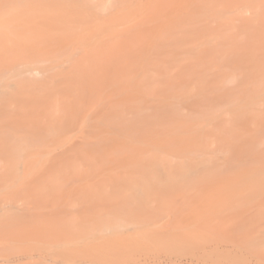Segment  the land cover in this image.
<instances>
[{"label":"rangeland","instance_id":"1","mask_svg":"<svg viewBox=\"0 0 264 264\" xmlns=\"http://www.w3.org/2000/svg\"><path fill=\"white\" fill-rule=\"evenodd\" d=\"M160 1L153 11L149 8L146 21L160 7L175 20L179 16L177 25L162 27L159 18L144 25L152 28L151 36L140 32L145 27L137 30L131 24L126 26L129 34L115 36L110 32L114 27L102 32L113 38V49L120 42L119 51L110 48L108 56L101 54L105 64L109 54V63L115 56L111 51L122 48L123 54L116 53L117 65H106L100 81H108L117 70L119 84L126 87H113L110 81L96 90L64 87L62 95L72 92L66 99L79 104L64 103L73 109L68 113L62 108L63 115L52 111L57 98L39 87L31 93L34 102L25 101L20 108L22 97L31 101L24 91L21 102L14 100L19 110L8 99L23 116L19 122L21 115H14L13 107L4 112L9 104L3 102L0 120L17 116L12 121L17 127L23 123L25 130L18 131L26 132L8 126L18 133L19 146L11 142L8 129L2 132L10 137L7 142L0 133V149L5 148L0 151V264H58L56 258L65 256L94 264L115 257L153 264L171 255L184 259L193 254L195 264H264V30L259 31L261 23L249 22V10L243 12L246 18L236 19L241 10L234 5L247 0H199L194 6L198 14L183 18L168 0ZM166 1L171 7H165ZM118 21L115 25L125 29ZM27 30V36L44 42L58 37L47 24ZM47 52L41 54L42 62L33 64L39 75L64 61L65 55L55 62ZM26 54L30 60L33 53ZM5 74L0 92L14 94L18 89L10 81L15 78ZM31 89L26 90L29 97ZM88 97L94 103L100 98L96 110L103 112L86 119L82 109L81 115L75 112L90 104ZM42 102L50 104V114L43 104L42 110H30ZM3 112L9 116L2 117ZM73 112L90 121L75 118ZM48 115H56L57 121ZM71 117L88 126L76 127ZM27 254L33 257L22 260Z\"/></svg>","mask_w":264,"mask_h":264},{"label":"bare ground","instance_id":"2","mask_svg":"<svg viewBox=\"0 0 264 264\" xmlns=\"http://www.w3.org/2000/svg\"><path fill=\"white\" fill-rule=\"evenodd\" d=\"M158 1H160V0H158ZM201 1L199 2V0H177V3H176V0H173V1L168 0V3L169 4L171 3L170 5H173L174 11L175 10L178 11L179 15L182 16V18H183V17H187L189 15H194L193 14L194 12L197 15L198 13L195 11L197 6L195 5V3L198 5L199 3H202L204 0L202 2ZM216 1L217 0H215V2ZM172 2H173V4H172ZM157 3H158L157 0H0V79L2 77H4L3 75L5 73H6L5 76H7L8 73H9V75H10V73H12L13 77L15 78V81L13 80V82H12V80H11L10 83H13V85L11 84L10 86H14V87H16V89H18L14 94L8 92L11 95L8 94V93H5V91L4 92H0V106H2L0 108L1 109L0 111L2 112V110H3L2 108L5 106L3 102L7 99V102H8L7 104H9L10 106L9 105L5 106L8 109L4 107V109H6V110H4V112H7V110L9 111V113H10L11 110H13V112H14L15 105L12 104L13 106H11L12 102L9 101L8 99H10V98H11L10 100L13 99L12 100L13 102H14L15 99L19 100L21 98L20 97L21 95L24 96L22 94V93H24V91H25V95L26 96L28 95V98H30L31 101H29L28 99L24 100L23 97H22L23 100L21 99V101H23V104L21 105V103H20V105H19V102H21L19 100V102L16 101L18 103L14 102L16 104V106L19 105V107L20 106L22 107L24 105L25 101H27L28 103L32 102V100H33L32 97H36V95L32 96L33 91L34 92L37 91L36 88H38V87H39L38 89L40 91L43 90L42 91L43 93H45L44 88H45V90H47L46 92H48L50 90L51 93L49 91L48 94H51L53 97L55 96L57 98V101L55 100L56 103H54L55 107H54V104H53V108H52L53 109L52 111L56 110V112H55L56 115H58L60 113L61 114L64 113V109H62V108L65 107L64 103H65V105L68 104V103L70 104V101H71V100L69 101V99H71L70 97H71L72 92H71V94H69L70 92L67 93V91L65 90L66 93H64V96L62 95L63 92L61 90H63L64 87H68V88L69 87L70 88L71 87H74V88L75 87H84L85 89L91 87L92 89L95 88L94 90H96V87H103L104 83H106L108 81H110L109 84H111V86H113V87H126L123 84H119V81H118L119 80V75L117 74L119 72H117V70H116V65L117 64L115 63L116 62L115 60L118 61V59H116L117 56L121 55V53L123 54V52H121L122 48H121L119 53L118 52L113 53L115 48L116 49L120 48V47H118V45H120V42L113 49L112 46H109L112 43V41L110 40L112 37L110 38L109 33L106 35V37H104L105 35L102 32L114 27V30L112 29V31H110V32H113L114 34L113 33L112 34L115 35V36H116V34H118V32H119V35L120 34L122 35L123 33L124 34L125 33L129 34L128 33L129 29H127L128 27H126V26H129L131 24L132 28L134 27V29L138 30L139 27H141V29H144V27H145L144 25H146V23H148V21L150 22V21H153V20H157L159 18H160V20H162V24H163L162 27H166V26H169L171 24L172 25H177L179 23V19H178L179 16L176 17V20L174 19L175 17L171 18L167 14L168 10L167 11H162V9H159L160 8V7H158L159 5L157 6L158 8L155 7V9L157 11L159 9L158 12H160V10H161V13H157V11L155 10L156 12H154V13H156V15L154 14V17L151 18L153 13L152 14L150 13L151 16H150L149 19H151V20L146 21L145 18L147 16V13H149L148 12L149 8H150V10H152V7L156 6ZM159 3H160V5H162L161 1ZM168 3L166 1L165 7H167L169 5ZM174 4H175V6H174ZM234 6L236 8L238 7L239 10H241V12L239 11L240 14L239 13L237 14L239 17H237V15H236V17H237L236 19H240L241 20L242 17L246 18V17H244L245 14L243 12H244V10L247 11V12L249 10L251 12L250 16L247 17L249 19V22H251L253 25H256V26H258L260 23L264 25V0H247L243 4L238 3V4H235ZM167 8H165V10ZM13 9H14V13L11 12V10H13ZM18 9H20V10H18ZM128 9H130V11H132V13H134L133 15L130 13L131 14L130 15V14H128V12H130V11L127 12V14L130 15L129 17L131 19H128L127 18L128 16L126 17L127 14L126 15L123 14L124 11L128 10ZM1 10L2 11L6 10L8 12L7 16H5L4 14H1L2 13ZM199 14H201V13L199 12ZM123 16H125V18ZM126 18L128 19V21L126 20ZM124 19L126 21H123ZM118 20L121 21V25L124 23L123 27L125 25V29L124 28L120 29L117 26L118 22H119ZM140 20H142V21H140ZM125 22L127 23V25H126ZM242 22H244V21L242 20ZM42 24H47L51 29H56L57 30L56 35L58 37L55 40L44 42V41H42V39H40V38H38L36 36H33V37L30 36V35L27 36L26 32L28 31L27 30L28 28H34V27L38 28ZM115 24H117V25H115ZM157 24H159V23H157ZM260 25H259L258 28L260 29L259 31L262 32L261 29L264 30V26L262 27V25L261 26ZM148 27L147 28L145 27L146 29L141 30L140 32L148 31L147 34L150 35L149 33L153 32V31H151L152 28H151V30H149L150 27H149V29H148ZM154 27H153V29L156 28V27L155 28ZM65 28H70L74 33H72L70 36H68L67 34H62L63 31L61 29H65ZM217 30H218V28H217ZM131 32H132V30H131ZM134 32H132V33H134ZM144 34L146 36H148L146 33H144ZM137 35H139V34H137ZM137 35H135V36H137ZM140 36H142V35L140 34ZM144 37L145 36H142L141 38H143V40H144ZM129 39H131V38H129ZM143 40H142V42H143ZM151 40H152V38H151ZM118 41H120V40H118ZM145 41L147 42V39H145ZM107 43H108V45H107ZM116 43H118V42L116 41ZM145 45H147V44H145ZM121 47H123V46H121ZM110 48L113 49L112 50L113 52L111 51V56L113 54H115V56H113L115 59L112 58L114 60L113 62H111L112 59H110V63H109V61H108L109 57H110V54H109V57L107 58L108 63L106 61V64H105V60L104 59H106V57L103 58V56L101 54L104 52L103 53V55H104L106 49L107 50L108 49L111 50ZM118 49H117V51H119ZM44 50L48 51L47 52V56L51 55L53 58L56 57V59H54V61L57 60L58 57H62V56L64 57V55H65V58H64V61H59V60H58V62L55 61L57 63H53L52 65H49L46 68V70L41 75H39V73L36 72V68L33 66V64L36 65L37 62H42L43 61V58H42L43 56L41 54L44 52ZM28 51H31L33 53L32 54V58L30 60H26V55H27L26 52H28ZM116 53H117V56H116ZM105 55H107V54H105ZM1 56H2V58H1ZM3 56H6V58L3 57ZM100 56H102V59L100 58ZM180 60H178V61H180ZM112 63L116 64L115 65V70L116 71L115 70L112 71V72L115 71V74L113 75V73H112V76L110 74V77L109 76L108 77L110 79L112 77L113 78L111 80L109 79L108 81H103L104 83L102 82L103 83V85H102L101 81L104 79L102 77V74H104V75L106 74V73H104L105 70H106L105 66L106 65L109 66L110 64L112 66H114V64H112ZM188 63H187L186 66H188ZM198 64H200V63H198ZM181 66H182V63H181ZM101 68H104V69L101 70ZM138 69L140 70L141 67H139ZM180 70H183V69H181V67H180ZM179 72L180 71H178V73ZM194 72H195V70H194ZM199 73H200V71H199ZM215 73H217V72H215ZM146 74H147V76H149L151 73H149V74L146 73ZM155 74H157V73H155ZM150 77H152V74L150 75ZM150 77H148V78L150 79ZM130 78H131V76H130ZM127 86L129 87V84ZM180 86H182V85L180 84ZM0 87H3V84H1ZM58 87H59L61 92L58 90ZM61 87H63V88L61 89ZM166 87H168V86H166ZM27 89H31L32 90V92H30L31 90L29 91L30 94L32 93L30 95L31 97H29V94L26 91ZM88 90H90V89H88ZM0 91H2V90L0 89ZM120 91L123 92V88L122 89L120 88V90H118V93H117L118 96H119ZM82 92H83V90H82ZM94 92H95L94 93L95 95L99 93V92L97 93L96 91H94ZM67 94L69 95V99H66V98H68L67 96L65 97V95H67ZM83 95L86 96V92L85 93L83 92L82 96ZM95 95H94V97L97 99V96H95ZM82 96H78L79 99L83 98ZM90 96L91 95L89 94V97ZM115 96H116V94H115ZM45 97H43V99ZM73 97H74V94H73ZM98 97H100V96H98ZM75 98H77V97H75ZM92 98H93V94H92ZM95 98H93V99H95ZM39 99H40V97H39ZM99 99L100 98H98V100H96L97 103L92 102L93 100L91 101V99H90L89 100V101H91L90 104L89 105L88 104L83 105V107L80 106L78 108V107L74 106V108H76V109L78 108V111H79V112H75V113H77V114L81 113L79 109H82L81 110L82 113H85V114H82V115H85V117L87 116L86 119L87 118H91L90 116H92L93 113H95V114L98 113L96 108H98ZM102 99H104V98H102ZM37 100H38V98H37ZM48 100H51V99L48 98ZM48 100L46 99L45 101L48 102ZM84 100L86 101L88 99H84ZM27 102H25V103H27ZM33 102H34V100H33ZM36 102H39V101H36ZM71 102H73V98H72ZM76 102L73 103V104L75 105ZM108 102L110 103V101H108ZM30 104H32V103H30ZM41 104H43L44 106L41 105ZM45 104H46L45 102H42V103H39V105H37L38 107L35 104L33 109H31L30 106H29V108H30V110H34V109H37V108L39 109V108H41L43 106L42 108L44 109L45 106H46ZM61 104H63V106ZM73 104H70V105L73 106ZM78 104L79 103L77 102V105ZM105 104H107V103L105 102ZM94 105L97 106V107H93ZM112 105H114L113 102H112ZM49 106H50V104H49ZM49 106H46L47 107V111L45 110L46 111V115L50 114L48 109L50 110L51 106L50 107ZM71 106H69L70 109L72 108ZM90 106H92V107H90ZM11 107H13V108L10 110ZM19 107L17 106V107H15V109L19 110L21 108V107L20 108ZM106 107H107V105H106ZM42 108H41V110H42ZM65 108H68V106H66ZM69 108H68V110H66L68 113H70L69 112ZM92 109H94V110L92 111ZM60 110H61V112L59 113ZM62 110H63V112H62ZM101 110H102V108H101ZM101 110H100V112H101ZM57 111H58V113H57ZM74 111H77V110H74ZM4 112L1 113V115L5 114ZM15 112H14V115H18L17 113H19V112L18 111H15ZM102 112H103V110H102ZM73 113H72V117H74ZM20 115H21V117H19L18 122H19L20 118H21V121L23 120L22 114L19 113V116ZM56 115H54V116H56ZM60 115H59V117H61ZM79 115H81V114H79ZM79 115H77V116L79 117ZM6 116L8 117L9 115L5 114V117ZM54 116L52 115L51 117L53 118ZM64 116H66V115H64ZM64 116H63V118L65 119ZM75 116H76V114H75ZM77 116L75 118L78 119ZM97 116L98 115H96L95 117H97ZM2 117H4V115ZM2 117H1V119H2ZM48 117H49V115H48ZM51 117H49V119H52ZM69 117H70V115H69ZM69 117H68V119H70ZM85 117L83 116L82 119L80 117L79 118L81 119V121L84 119L86 122H89L90 120H86ZM16 118H17V116L15 117V119L12 117V120H14L16 122ZM9 119H11V118L9 117L8 120ZM77 119H76V121H77ZM116 119H119V118L117 117ZM4 120H5V118L3 119V121L0 120V122H3L2 124H0V133H1L2 136L6 135V134L3 135L2 132L5 131L3 129H8L7 130L8 132L5 131L6 133H8L7 135H10L9 132L10 133L12 132L10 137L13 136V138L11 137V142L14 141L13 142V144H14L15 142H17L16 141V139H17L16 136H17L18 133L15 132L16 133L15 134L14 131H12V130L9 131L10 128L8 126L12 127L11 129H13V130L15 129V131H16V128H15V127H17L15 125L16 123L13 122L12 120H9V121H7V120L4 121ZM58 120H61V119L59 118ZM73 120L74 121L73 122L71 121V122L74 123L75 125L77 124V122H79V121H77L75 123V119H73ZM55 121H57V120H55ZM81 121H80V123H81ZM120 121L121 120H119V122H118L119 124H120ZM4 122H7V124H5ZM8 122H10V123H8ZM18 122H17V125L19 124ZM68 122H69V124L71 123L70 121H67L65 123H68ZM19 125H20V127L19 126L17 127V131H18V128H20L22 130H25V128L23 127L25 125L23 123L22 124L20 123ZM77 125H79V124H77ZM77 125H76V127H77ZM13 126H15V127L13 128ZM79 126H81L80 127V129H81V128H83V126L85 128L88 125H86V123H85V125H83V126L79 125ZM117 126H120V125H117ZM5 127H7V128H5ZM70 127H72V125ZM20 129H19L18 132H20V133H22V135H24L23 132H26V131L21 132L22 130L20 131ZM87 131H89V130H87ZM13 133H14V135H13ZM8 137L9 136H7V138ZM10 137L8 139H10ZM4 138L6 140L2 138L3 141L5 140L7 142L8 139L6 138V136ZM5 141H4V143H5ZM9 143H10V141H9ZM18 143L19 142H17L16 144H18ZM20 144L21 143H19L18 146ZM0 146H2V145H0ZM18 146L16 148H19ZM3 149H5V148L1 147L0 151L3 150ZM6 150H8L7 147H6ZM66 254H64V255H66ZM194 255L195 254L191 255L190 257L187 256L184 259L180 258V257H175L174 255H171L167 259L156 260L153 264H195L196 263L195 260L197 258H195L196 255H195V257H194ZM27 256L28 257H24V258H21V259L26 261V259H31L33 257V256L28 255V254H27ZM42 257H44V256H42ZM55 262H57L58 264H94V262L89 263L84 258H77L75 260H71L70 258H67L66 256L63 259H60V260L56 258ZM23 263H26V262H23ZM99 264H149V263H136V262L124 263L122 261H119L118 257H115L112 260H103L102 262H99Z\"/></svg>","mask_w":264,"mask_h":264}]
</instances>
